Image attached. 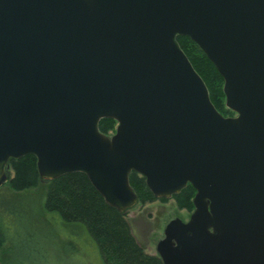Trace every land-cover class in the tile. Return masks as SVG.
I'll use <instances>...</instances> for the list:
<instances>
[{"label": "water", "instance_id": "obj_1", "mask_svg": "<svg viewBox=\"0 0 264 264\" xmlns=\"http://www.w3.org/2000/svg\"><path fill=\"white\" fill-rule=\"evenodd\" d=\"M225 81L226 118L177 39ZM117 122L104 136L103 120ZM86 175L116 210L196 190L163 264H264V0H0V188L11 160Z\"/></svg>", "mask_w": 264, "mask_h": 264}, {"label": "trees", "instance_id": "obj_2", "mask_svg": "<svg viewBox=\"0 0 264 264\" xmlns=\"http://www.w3.org/2000/svg\"><path fill=\"white\" fill-rule=\"evenodd\" d=\"M179 46L185 55L189 58L193 68L204 80L210 93L211 102L222 115H233L231 111L226 110V97L224 93L225 81L209 60L205 56L199 45L192 42L188 37H179L177 39ZM225 110V112H223ZM117 122L112 119L103 120L99 125V130L104 136L111 135L116 131ZM7 167L16 170L15 179L11 180L8 171V180L5 186H10L13 190L20 194H28L29 189L36 188L41 183L46 184L47 192L45 196L44 211L50 214H57L67 226H83L91 239L98 247L101 257L105 264H163L162 259L145 253L144 249L138 244L135 234L132 231L126 216L128 212H120L106 203L95 188H93L89 178L80 173L65 175L62 178L45 182L40 179L37 158L27 156L21 160H11ZM12 170V171H13ZM130 186L138 198V204L144 202L154 203L156 200L166 201L165 199H157L151 193L146 185V178L137 173H131ZM0 196H2L0 194ZM196 190L189 185L181 193L173 197V199L189 200V207L194 208V199ZM31 200L28 195L16 201L6 200L1 208H4L5 215L0 216V245H11L14 241L9 233V225L19 216L27 215L25 204ZM16 203V205H14ZM12 220V221H11ZM36 263V262H35ZM38 264H44L39 262Z\"/></svg>", "mask_w": 264, "mask_h": 264}, {"label": "rangeland", "instance_id": "obj_3", "mask_svg": "<svg viewBox=\"0 0 264 264\" xmlns=\"http://www.w3.org/2000/svg\"><path fill=\"white\" fill-rule=\"evenodd\" d=\"M225 107L230 111L226 105ZM232 113L233 115L223 116H237ZM115 133L116 131L112 132L108 137ZM12 170L9 169L11 180L16 177V170ZM12 187L8 185L0 191V216L3 219L7 215L1 207L6 200L17 202L25 195L31 200L21 205L25 207L27 215L19 216L20 220H11L8 230L14 242L11 245H0V264H105L98 247L83 226H67L59 215L44 211L46 184L41 183L36 188L29 189L28 194L16 193ZM194 212L195 207H189V200L171 198L138 204L127 213L126 219L145 253L158 256L157 247L165 237L168 224L177 219L189 223Z\"/></svg>", "mask_w": 264, "mask_h": 264}]
</instances>
